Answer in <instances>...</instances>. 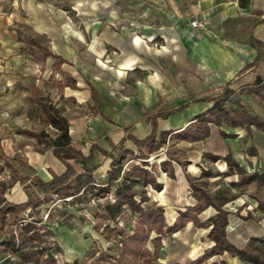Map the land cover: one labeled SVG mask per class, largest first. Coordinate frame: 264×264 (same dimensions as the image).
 Listing matches in <instances>:
<instances>
[{"label": "crops", "instance_id": "1", "mask_svg": "<svg viewBox=\"0 0 264 264\" xmlns=\"http://www.w3.org/2000/svg\"><path fill=\"white\" fill-rule=\"evenodd\" d=\"M193 18L207 21L217 36L193 28ZM26 34L44 36L50 49L65 61L57 68L55 57H37L21 38ZM252 39L261 42L258 60ZM5 83L21 87L32 99L37 87L44 101L67 118L72 145L84 155L96 146L85 167L97 188L109 183L112 166V158L101 148L113 152L124 141L131 151L123 163L128 169L139 163L135 157L139 150L131 137L143 139L151 133L150 115L168 114L157 117L160 139L163 132L184 128L209 110L214 98L228 89L224 104L237 115L238 123L222 118L221 126L210 123V135L201 141L174 140L185 163L171 160L174 177L162 169V162L169 159L166 152L150 153L147 167L162 188L142 187L149 197L142 205L163 207L172 225L197 202L187 174L198 177L206 170L211 172L210 191L224 187L235 195L224 205L229 212V241L243 248L252 237L264 239V186L246 179L255 172L264 173V129L257 123L245 124L251 118L264 122V0H0V86ZM171 137L172 133L166 142ZM33 154L36 171L26 182L16 180L6 189L7 201H27L25 185L43 200L47 189L32 187L31 178L48 181L52 172L66 171L52 149ZM227 155L245 174L229 167ZM71 162L77 172L87 173L80 160ZM114 187L111 183L109 193L115 195ZM94 190L67 198L52 193V199L22 213L52 231L48 244L58 246L56 252L62 256L57 264H117L112 256L119 251L124 264H191L214 244L208 236L210 227L189 222L173 235L163 236L159 247L149 242L152 259L122 256L123 246L119 248L115 240L120 235L123 241L133 233L137 214L124 208L113 220L100 218L101 209L111 201L109 193L95 196ZM216 213L209 206L199 218L206 221ZM106 225L120 233L105 237L101 230ZM18 226L21 229V223L7 228ZM8 237L6 229H0V254L4 252L1 242ZM213 262L246 264L227 252L204 264Z\"/></svg>", "mask_w": 264, "mask_h": 264}, {"label": "trees", "instance_id": "2", "mask_svg": "<svg viewBox=\"0 0 264 264\" xmlns=\"http://www.w3.org/2000/svg\"><path fill=\"white\" fill-rule=\"evenodd\" d=\"M21 38L29 45L31 51L38 55L37 57L44 59L48 56L55 57V66L57 68L65 61L50 49L48 40L44 36L26 34ZM251 43L259 51L257 60L262 58L260 50L261 42L252 39ZM228 92V89L224 90L219 98H214L213 106L206 112L197 115L187 126L176 131L163 132L160 139H157V117L168 114L158 112L150 115L148 119L152 124L151 133L143 139L131 137L139 150V155L135 157L141 159V163L135 164L128 169L124 167L123 163L131 151L124 147V141H121L113 152L101 148L100 150L104 154L112 158V166L108 171L109 183L97 188L92 186V174L85 167L86 163L93 159V150L96 146H92L88 155H84L81 150L76 149L72 145L67 118L61 115L58 109H55L47 101H44L39 94V89L37 87L34 88V102L39 104L49 123L59 131V136L52 146V152L65 164L66 171L60 175L52 172V178L48 181H43L39 177L31 178L32 187H44L47 189L48 194L43 200L37 199L28 189V185H25L28 199L22 203L9 202L5 197L6 189L12 186L16 182V179L11 178L9 182L0 179V229H6L9 235L8 239L1 242L4 252L8 253L10 257L12 255L20 257L19 264H57L54 253L58 246L48 244L47 240L52 231L45 226L38 225L39 220L25 219L21 216L22 213L28 208H35L42 201L52 199V193H57L59 198H67L80 193H87V190L90 188H95L92 194L101 196L109 193L110 185L114 183L116 200L107 203L101 209L99 217L113 220L124 208H128L137 214L133 233L125 236L123 239L122 256H129L135 260L152 259L153 256L148 248L149 242H152L155 248H157L161 245L163 236H171L182 229L187 223L193 222L197 227H210L208 236L214 244L207 248L203 255L192 261L191 264H204L213 256L222 255L225 252L237 256L246 264H264V240H261L259 237H252L243 248H238L229 241L226 233L229 212L224 208V205L234 199L235 195L231 193V190L224 187L219 190L210 191L207 182V179L211 177V172L209 171L203 170L198 177L187 174L192 194L197 199V202L181 212L172 225L167 223L163 207L146 209L142 205L144 201L149 199L146 191L141 190L142 187L150 184L157 190L162 188V184L157 181L155 174L147 167V158L150 153L159 150L166 143L167 137L171 133L176 141L186 140L196 142L210 135V123L221 126L222 118H225L230 124L236 125L238 123L239 119L237 115H232L233 110L224 104V96ZM92 95L94 99L98 100L94 88H92ZM252 123H257V125L264 129V122L258 118H251L245 121L247 127ZM221 132L223 135H226L223 131ZM166 154L169 159L162 162V169L169 176L174 177V167L171 160L185 164L182 159L183 154L174 146H169ZM211 157L219 159L217 155H211ZM71 159L80 160L87 173L82 174L77 172ZM225 160L231 169L235 167L238 173L245 174V170L239 166L231 155H227ZM2 171L3 167L0 164V173ZM246 179L247 182L256 181L257 187L264 186V173L259 174L255 172ZM244 182L243 180L241 184ZM137 195H140V199L136 198ZM209 206L215 207L217 213L208 220L201 221L199 218L200 213ZM15 223H21V230L7 228L8 225ZM100 226L98 225L97 227L100 228ZM101 231L107 238H110L113 234L120 233L117 229L109 228L107 225ZM210 264H217V262Z\"/></svg>", "mask_w": 264, "mask_h": 264}, {"label": "rangeland", "instance_id": "3", "mask_svg": "<svg viewBox=\"0 0 264 264\" xmlns=\"http://www.w3.org/2000/svg\"><path fill=\"white\" fill-rule=\"evenodd\" d=\"M58 136L59 131L49 123L39 104L33 101L32 95L11 83L0 86V164L3 167L0 177L7 182L11 178L26 182L36 171L32 166L35 164L33 153H44L52 149ZM174 140L172 137L171 142H166L159 150L167 152L169 146H174ZM259 191L255 190V194L258 195ZM256 218L261 221V214H257ZM16 230L21 229L18 226ZM57 253L56 260L62 261L61 254ZM2 255L9 256L8 260H4ZM112 257L115 261L113 263L124 264L120 251ZM20 260V257H10L5 252L0 254V264H19Z\"/></svg>", "mask_w": 264, "mask_h": 264}, {"label": "built area", "instance_id": "4", "mask_svg": "<svg viewBox=\"0 0 264 264\" xmlns=\"http://www.w3.org/2000/svg\"><path fill=\"white\" fill-rule=\"evenodd\" d=\"M191 25H192L193 28L198 30L200 33L207 34V35L212 36V37H216L217 36V33H216L215 29L213 27H211L208 24V22L205 21V20H201L199 18H193L191 20ZM108 199L111 202H114L116 200L115 199V195L113 194V192L108 194ZM263 222H264V217H263ZM118 224L122 225L121 221L120 222L118 221ZM263 226H264V223H263ZM115 241L117 242V245H118L119 248H121L123 246V241H122V238H121L120 235L117 237V239ZM57 254H58L57 252L54 253V257L55 258L57 257Z\"/></svg>", "mask_w": 264, "mask_h": 264}]
</instances>
